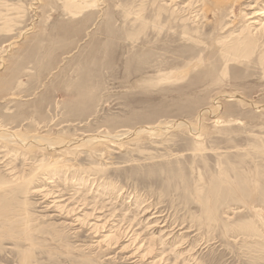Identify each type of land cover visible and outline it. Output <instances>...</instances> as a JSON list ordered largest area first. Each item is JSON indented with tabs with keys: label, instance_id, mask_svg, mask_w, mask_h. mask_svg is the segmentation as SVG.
Returning <instances> with one entry per match:
<instances>
[{
	"label": "rangeland",
	"instance_id": "obj_1",
	"mask_svg": "<svg viewBox=\"0 0 264 264\" xmlns=\"http://www.w3.org/2000/svg\"><path fill=\"white\" fill-rule=\"evenodd\" d=\"M0 264H264V0H0Z\"/></svg>",
	"mask_w": 264,
	"mask_h": 264
},
{
	"label": "bare ground",
	"instance_id": "obj_2",
	"mask_svg": "<svg viewBox=\"0 0 264 264\" xmlns=\"http://www.w3.org/2000/svg\"><path fill=\"white\" fill-rule=\"evenodd\" d=\"M186 125V124H185ZM125 139V138H124ZM118 192V191H117ZM130 195V194H129ZM139 206V205H138ZM96 213V212H95ZM167 214V213H166ZM128 217V216H127ZM182 224V223H181ZM202 225V223H200ZM183 225V224H182ZM166 227V226H165ZM239 236V235H238ZM241 237V236H240ZM157 242V241H156Z\"/></svg>",
	"mask_w": 264,
	"mask_h": 264
}]
</instances>
